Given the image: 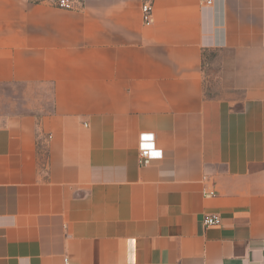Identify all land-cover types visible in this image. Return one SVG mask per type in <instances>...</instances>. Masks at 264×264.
Instances as JSON below:
<instances>
[{"label":"crops","instance_id":"obj_1","mask_svg":"<svg viewBox=\"0 0 264 264\" xmlns=\"http://www.w3.org/2000/svg\"><path fill=\"white\" fill-rule=\"evenodd\" d=\"M75 5L0 0V264H264V0Z\"/></svg>","mask_w":264,"mask_h":264},{"label":"rangeland","instance_id":"obj_2","mask_svg":"<svg viewBox=\"0 0 264 264\" xmlns=\"http://www.w3.org/2000/svg\"><path fill=\"white\" fill-rule=\"evenodd\" d=\"M52 6L55 7L53 4ZM226 63L223 64L222 58L216 57V54H209L204 58L202 68L206 96L215 99H232L236 97L234 95H239L238 92L227 87L230 86L231 72ZM15 91L26 94L20 98H12L15 104L8 106V108L0 107L1 109H11L16 112L31 110L37 114L47 113L51 109L49 93L40 90V92L29 94L26 90L18 87L15 88Z\"/></svg>","mask_w":264,"mask_h":264},{"label":"built area","instance_id":"obj_3","mask_svg":"<svg viewBox=\"0 0 264 264\" xmlns=\"http://www.w3.org/2000/svg\"><path fill=\"white\" fill-rule=\"evenodd\" d=\"M58 9L75 10V0H50ZM204 5H211L212 0H199ZM152 6L150 2H144L141 7L142 20L145 25L149 24ZM161 155L156 148L154 135L151 133H141L138 137V164L140 166H148L153 160L160 159ZM206 193L205 196H209ZM204 227H213L220 225L218 216H206L203 220Z\"/></svg>","mask_w":264,"mask_h":264},{"label":"trees","instance_id":"obj_4","mask_svg":"<svg viewBox=\"0 0 264 264\" xmlns=\"http://www.w3.org/2000/svg\"><path fill=\"white\" fill-rule=\"evenodd\" d=\"M206 56L204 55V58H205Z\"/></svg>","mask_w":264,"mask_h":264}]
</instances>
